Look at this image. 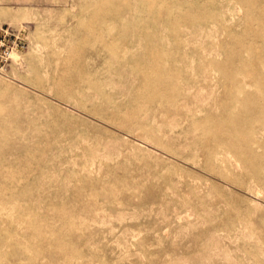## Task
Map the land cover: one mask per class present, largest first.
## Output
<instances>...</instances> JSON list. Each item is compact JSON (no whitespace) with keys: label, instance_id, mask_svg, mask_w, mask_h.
<instances>
[{"label":"rangeland","instance_id":"1","mask_svg":"<svg viewBox=\"0 0 264 264\" xmlns=\"http://www.w3.org/2000/svg\"><path fill=\"white\" fill-rule=\"evenodd\" d=\"M0 264H264V0H0Z\"/></svg>","mask_w":264,"mask_h":264}]
</instances>
